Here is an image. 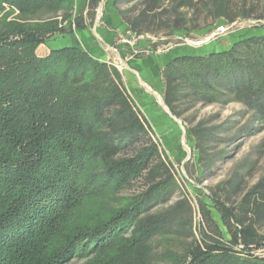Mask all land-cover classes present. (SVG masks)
Masks as SVG:
<instances>
[{
    "label": "trees",
    "instance_id": "trees-1",
    "mask_svg": "<svg viewBox=\"0 0 264 264\" xmlns=\"http://www.w3.org/2000/svg\"><path fill=\"white\" fill-rule=\"evenodd\" d=\"M131 1L113 0L129 30L158 37L210 26L208 18H246L256 7L236 12L232 0H138L122 8ZM72 15L71 0H0V264H64L72 257L81 264H151L156 238L168 250L164 264H264L252 252L264 245L252 220L264 212V177L233 209L214 198L232 220L228 243L214 239L203 248L169 233L183 201L155 209L176 191L175 179L120 71L75 46L37 52L54 34L84 25ZM161 74L164 103L188 122L200 163L212 128L184 117L195 104L239 101L264 125V35L176 56Z\"/></svg>",
    "mask_w": 264,
    "mask_h": 264
},
{
    "label": "rangeland",
    "instance_id": "rangeland-1",
    "mask_svg": "<svg viewBox=\"0 0 264 264\" xmlns=\"http://www.w3.org/2000/svg\"><path fill=\"white\" fill-rule=\"evenodd\" d=\"M232 2L236 5L234 9L236 12H241L242 9L248 11L252 2L256 5L249 17L235 19L238 21L236 28H244L246 31L244 35H239L237 40L264 35L251 33L253 29H264V17L259 16L264 14L262 12L264 0H232ZM137 3H139L138 0H132L121 4V6L123 9H130ZM206 21L211 23L207 27L212 28L226 22L224 19L213 21L212 18H208ZM206 21L200 18L199 23L203 25ZM178 31L186 33L184 38L193 42H200L205 38L204 35L193 37L192 30L186 29H176L171 33ZM137 37V40L152 41V44H156L157 49L160 50H163L167 45L183 42V39L176 38L172 34L169 37L149 34ZM142 50L137 49L135 54H142ZM114 62L117 63V61L108 63L115 66ZM184 117L192 118L193 124L202 121L205 123L206 129L212 128L209 136L210 141L206 146L207 159H205V165L199 162L194 138L189 131L188 122H185L183 118L176 117L174 120L176 136L174 135L175 137L171 139L168 138L169 134L159 127L158 123L148 120L154 138L169 158L171 172L176 183V191L170 199L155 209L164 208L167 210L174 203L183 201L177 207L175 222L168 228L169 233L179 234L178 237L182 244L199 243L204 248V243H210L214 239H221L228 243L231 236L227 223L232 224V220L229 217H222L214 198L222 201L226 207L233 209L240 203L248 190L264 177L263 122L258 120V116L253 110L235 100L227 103L199 102L190 108ZM214 127L217 128L214 129ZM223 182L221 189L216 190V186ZM138 186L139 184L133 185L131 190ZM262 200L264 201V199ZM262 203L264 204V202ZM252 220H254L253 227L256 232L264 236V212ZM216 230L219 231V234L214 232ZM162 240L166 244L167 239L162 238ZM159 241L161 240L156 238L155 258L151 264L165 263L164 259L167 257L166 253L168 252L166 251L168 250H165ZM240 248L242 245L236 246V249ZM252 252L264 256V245ZM82 262L83 260L72 257L64 264H81Z\"/></svg>",
    "mask_w": 264,
    "mask_h": 264
},
{
    "label": "crops",
    "instance_id": "crops-1",
    "mask_svg": "<svg viewBox=\"0 0 264 264\" xmlns=\"http://www.w3.org/2000/svg\"><path fill=\"white\" fill-rule=\"evenodd\" d=\"M71 2L72 17L81 15L84 25H73L68 32L54 34L38 46L37 52L44 54L50 48L75 46L101 61H122L120 73L132 100L148 120L158 123L169 134V139L176 136V117L164 103L165 84L161 74L164 65L176 56L205 55L228 49L239 35L246 33L244 28H236L226 35L196 43L184 38L186 33L178 31L172 35L183 39V42L167 45L160 50L151 47L152 41L137 40L138 35L129 30L128 24L114 7L113 0H97L94 7L90 6V0ZM216 27L193 29L191 34L193 37L204 35L206 39L215 32ZM251 33L264 34V29H253ZM139 48L143 49L142 54H135Z\"/></svg>",
    "mask_w": 264,
    "mask_h": 264
},
{
    "label": "built area",
    "instance_id": "built-area-1",
    "mask_svg": "<svg viewBox=\"0 0 264 264\" xmlns=\"http://www.w3.org/2000/svg\"><path fill=\"white\" fill-rule=\"evenodd\" d=\"M237 23L238 21L237 20H234L232 22H224V23H221L219 25H217L216 29H215V32L212 33L209 37H206V39L204 40H207V39H210V38H217L219 36H222V35H226L227 33L233 31L236 29V26H237ZM202 41L200 42H196V43H201ZM114 65L115 67L120 70L122 65H123V62L122 61H117L114 62Z\"/></svg>",
    "mask_w": 264,
    "mask_h": 264
}]
</instances>
